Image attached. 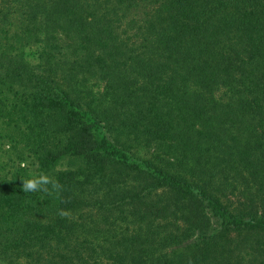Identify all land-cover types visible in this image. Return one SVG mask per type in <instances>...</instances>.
<instances>
[{
    "label": "trees",
    "instance_id": "trees-1",
    "mask_svg": "<svg viewBox=\"0 0 264 264\" xmlns=\"http://www.w3.org/2000/svg\"><path fill=\"white\" fill-rule=\"evenodd\" d=\"M0 264H264V0H0Z\"/></svg>",
    "mask_w": 264,
    "mask_h": 264
},
{
    "label": "clouds",
    "instance_id": "clouds-1",
    "mask_svg": "<svg viewBox=\"0 0 264 264\" xmlns=\"http://www.w3.org/2000/svg\"><path fill=\"white\" fill-rule=\"evenodd\" d=\"M21 188L24 193L42 192L48 196L63 191V185L46 173L31 175L30 178L22 179ZM58 214L61 218H71L70 212L64 209L59 210Z\"/></svg>",
    "mask_w": 264,
    "mask_h": 264
},
{
    "label": "rangeland",
    "instance_id": "rangeland-1",
    "mask_svg": "<svg viewBox=\"0 0 264 264\" xmlns=\"http://www.w3.org/2000/svg\"><path fill=\"white\" fill-rule=\"evenodd\" d=\"M149 152H151V151H149ZM153 159H154V157H153ZM62 162H63V166H65V163H64V162H66L65 159H64ZM30 168H31V169H34L35 166L30 164Z\"/></svg>",
    "mask_w": 264,
    "mask_h": 264
}]
</instances>
